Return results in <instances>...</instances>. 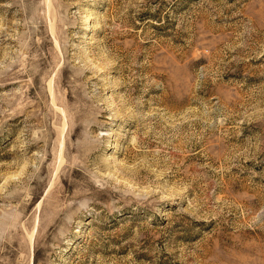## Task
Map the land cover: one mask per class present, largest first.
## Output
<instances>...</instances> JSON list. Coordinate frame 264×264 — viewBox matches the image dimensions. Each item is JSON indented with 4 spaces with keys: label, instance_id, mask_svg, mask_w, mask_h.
Here are the masks:
<instances>
[{
    "label": "rangeland",
    "instance_id": "obj_1",
    "mask_svg": "<svg viewBox=\"0 0 264 264\" xmlns=\"http://www.w3.org/2000/svg\"><path fill=\"white\" fill-rule=\"evenodd\" d=\"M0 264H264V0H0Z\"/></svg>",
    "mask_w": 264,
    "mask_h": 264
}]
</instances>
